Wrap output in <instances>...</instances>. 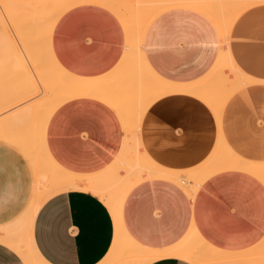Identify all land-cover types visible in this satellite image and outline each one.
I'll return each mask as SVG.
<instances>
[{"label": "crops", "instance_id": "0c3cea01", "mask_svg": "<svg viewBox=\"0 0 264 264\" xmlns=\"http://www.w3.org/2000/svg\"><path fill=\"white\" fill-rule=\"evenodd\" d=\"M234 1L244 9L231 21L227 37L207 11L194 5L168 7L144 31L141 23L140 61L146 75L159 80L143 85L141 99H134L141 115L136 140L155 167L179 172L216 166L204 161L222 139L239 158L264 169V0ZM101 5L67 10L51 39L58 64L97 88L111 71L117 79L115 65L129 29L119 18H125L123 11L118 16ZM218 8L222 19L224 11ZM226 54L251 82L220 98L219 105L209 92L187 82L206 76ZM163 84L173 88L161 94ZM93 95H77L59 105L46 121L42 145L46 158L48 149L60 167L96 183L109 172L100 170L118 156L124 127L113 108ZM27 153L0 139V233L11 230L33 199L37 172ZM263 176V171L227 168L195 182L191 192L170 179H137L117 212L84 185L61 191L40 205L31 222L33 250L48 264H101L124 238L140 249V264H209L206 255L200 258L193 249L196 259L179 256L172 247L188 232L225 252L256 245L264 237ZM0 264L24 263L0 240Z\"/></svg>", "mask_w": 264, "mask_h": 264}, {"label": "rangeland", "instance_id": "374dc122", "mask_svg": "<svg viewBox=\"0 0 264 264\" xmlns=\"http://www.w3.org/2000/svg\"><path fill=\"white\" fill-rule=\"evenodd\" d=\"M48 1L50 0H0V139L20 148V151L25 155L28 152L27 156L31 155L34 158V171L37 172L35 191L28 209L11 230L1 231L0 240L12 247L24 264H48L42 261L33 250L29 228L40 205L53 194L67 190L64 182L74 174L59 166L49 153L44 140L47 152L61 169L53 167L48 162L43 153L42 145L45 130L44 133H41L39 124L46 119L50 105L62 96L76 91V88L70 90L67 84L71 79L69 76L74 74L66 71L58 64L51 50L52 34L58 18L75 6L85 4L100 6L104 4L118 16H120V11H123L125 18H119L124 27H129L125 50L115 65L119 70L117 79L106 84L100 83V81L103 82V79L98 80V85L105 86L108 84L107 88L101 86V93L103 91V93L113 94L110 97L111 101L108 99L105 102L113 108L120 118L121 124H123V144L118 156L108 166L100 170L105 171L109 168V172L101 177L102 179L99 178L96 183L88 180L84 185L85 188H83L100 197L111 211V206L114 207L120 200L122 191L138 179V172L133 170L136 167L135 163L139 164L144 172L148 165L137 145L136 126L133 125L136 123L139 107L136 102L134 103V99L143 94L145 88L142 85L148 81L146 78H149L140 61L141 23H144V14L146 16L147 12L156 11L157 7L152 0H90L87 3H77L58 16L54 22L51 37H49V33L46 34V32L53 22L54 13L57 14L65 7L64 5L77 0H51L53 5L52 3L50 5V2L47 3ZM205 1L211 5L214 4L215 8L221 7L224 11V18L220 19L222 21L215 22L221 29L220 33L222 32L227 37L231 21L244 8L240 10V4H235L234 0ZM247 1L251 3L249 0ZM104 5L101 7L106 8ZM48 7L49 10L53 8L47 15ZM234 66L230 55L226 54L225 61L220 62L218 66L215 63L206 76L194 81L195 83H187L199 87L203 92H209V94L207 93L209 98L220 105V98L224 99L230 91L234 90L238 80L244 82L245 85L251 81L245 74H238ZM237 77L238 80L236 81ZM66 80L68 81L65 82ZM93 96L90 97L98 98L96 95ZM197 97L207 103L201 96ZM100 101L104 102L103 100ZM207 104L209 105V103ZM210 108L212 109L211 106ZM9 123L13 124V127ZM16 123L17 125L22 123L21 128H19L20 124L17 126ZM216 150H218L217 145L211 154ZM217 161L219 162L215 158L209 161L206 159L204 162L206 165H210L217 163ZM178 174L180 175L179 181L175 177H171L170 180L187 192L193 191L195 182L190 178V172L188 170L179 171ZM112 215L114 216V214ZM188 234L172 248L183 251L193 249L200 258H204L206 255L209 264H264V237L256 245L245 251L225 252L210 245L206 246L193 233L188 232ZM113 249L101 264H140L141 259L137 258L141 253L140 249L130 245L124 238L116 242Z\"/></svg>", "mask_w": 264, "mask_h": 264}, {"label": "bare ground", "instance_id": "6f19581e", "mask_svg": "<svg viewBox=\"0 0 264 264\" xmlns=\"http://www.w3.org/2000/svg\"><path fill=\"white\" fill-rule=\"evenodd\" d=\"M86 1H90V0H77L76 2L72 1L73 4L70 2L71 4L69 3V4L64 5L65 7L62 8L59 12H57V14L55 12L54 13L55 14V17H56V15H57V17L56 18L54 16L52 17L53 18L52 19L53 22H52L51 25H49V28H48L49 30H48V32H46V34L49 33L48 35L50 37L51 31H52V28H53V25H54V22L56 21V19L58 18V16L60 14H62L63 12H65L67 9H69L72 6H74L75 4H77V3L79 4V3H82V2H86ZM152 1L155 4V6L157 7V10L154 11V12H147L146 16L144 14V25H143V30L142 31H144L147 28V26L149 25V23L160 13V11H163V10L167 9L168 7H171V6L177 5V4L194 5V6L200 8V9H202L204 11H207L212 16V18L214 20H215V17H216V20L215 21H218L220 19V16H221L220 15V12H219V8H217V7L215 8L213 6L214 4L213 5H207V4L203 3L200 0H152ZM47 3H49L51 5L52 2L50 0ZM52 5H53V3H52ZM50 10H49V7H48V10H47V13H46L47 15L49 14L48 12ZM145 17H146V19H145ZM114 75H115V71H111V73L109 75V78L105 79L104 83H108V82L111 83V81L113 82ZM240 75H243V74L241 73ZM69 77H71V79H69V83H67L69 87L68 86L67 87L70 88V90L73 89V88H76V91L74 93H70V94H67V95L62 96L58 101H56L55 103H53L52 105H50L48 107V115H47L46 119L44 120V122H42V123L39 124V126L41 127V130H42L41 133H44L43 131H44V128H45V124H46L47 118H49V116L52 113V111L58 105H60L61 103L65 102V101H67V100H69V99H71V98H73V97H75L77 95H81V94H95V95H97L101 99H104V100H108L109 99V101H111L110 97L113 94L111 95L109 93H103V91L101 93V90H100L102 87L104 88L108 84L105 85V86L100 85L102 87L97 88V86H96L97 84H95L94 82H90L89 80L77 79V78H75V77H73L71 75ZM148 77L149 78H146V79H148V81H146L145 84H143V85H153V84H155L156 81L159 80L158 78H155L154 76H148ZM237 80H238V77L236 78V81ZM67 81L68 80H66L65 82H67ZM249 82H251V81H249ZM236 85H237V87H235L234 90L230 91L225 96V99H227L230 96V94H232L233 92H235L236 90H238L239 88H241L242 86H244L245 83L244 82H240L238 80V83H236ZM172 88L173 87L171 85H169V84H163L161 86V91L160 92H161V94H164V93H166L167 91H169ZM97 90H100L99 93H97ZM205 93H207V91ZM139 99H141V97H139ZM134 103H135V101H134ZM115 106H116V104H115ZM118 110H119V108H118ZM140 118H141V115L138 118H136V120H135L136 123L133 125L134 127L136 126L135 127L136 128V134H137V131H138V123L140 121ZM10 124L11 123H9V125ZM19 124H20V127L19 128H21V124L22 123H19ZM11 125L13 127V124H11ZM16 125H17V123H16ZM25 126L26 125L24 124V127ZM217 146H218V150H216L214 153H212V154L209 155V160H212V159L217 158V160H219V162L217 161L218 162V165H216V166H208V167H205V168L202 165H199V166H197V167H195L193 169H190L189 170V172H190V178H192L194 182H198L199 180H201L205 176L212 175V174H214V173H216L218 171H221V170H224V169H227V168H234V169H239V170H247V171H249L251 173H258L260 171H263L264 172V169H262L260 167V165L254 163V162H250V161L241 159L237 155H235V153H233L232 151H230L227 148V146L225 145V143H224V141L222 139L219 140ZM138 147H139V144H138ZM140 148L141 147H139V149ZM140 151L142 153V156H143L144 160L148 163V165L146 166V171L145 172L139 167V164L137 165V163H135L136 167H134V165H133L134 169L138 172V176H139L138 177V181L139 180H142V179H155V178L156 179L157 178H160V179H170L171 177H175L178 181L180 180V178H179L180 175L178 174L177 171H170V170H165V169H162V168L155 167V165L149 160V158L143 153V151L141 149H140ZM224 151L227 152V153H225ZM45 153H46V156H47L49 162L54 167H56L58 169L59 167L51 160V158L48 156V154H47L46 151H45ZM113 169H115V168H113ZM88 180H90V182L93 181V179L90 178V177L84 178V177H77V176H74L73 175L68 180H65L64 184H65V187L67 188V190H69V189H74V188H78V187H83V185H86V183H87ZM134 184H131L127 189H125L124 191H122V196H121L120 200L114 206L115 212H117L119 210V207L121 206V203H122V200H123L125 194L128 192L129 188L131 186H133ZM177 253H178L179 256H183V257H187V255H189L190 256L189 257L190 259H192V258L196 259V257H197V256H195L194 251H192L191 249H189V252H188V250L187 251H183V250L180 249V250L177 251ZM162 254L163 255H166V254L167 255H170V252H168V253H162ZM155 256H157V255H155ZM38 257L42 261H44L39 255H38Z\"/></svg>", "mask_w": 264, "mask_h": 264}]
</instances>
